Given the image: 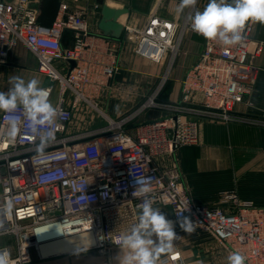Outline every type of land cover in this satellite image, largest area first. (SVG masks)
I'll return each mask as SVG.
<instances>
[{
	"label": "built area",
	"instance_id": "2783aa9c",
	"mask_svg": "<svg viewBox=\"0 0 264 264\" xmlns=\"http://www.w3.org/2000/svg\"><path fill=\"white\" fill-rule=\"evenodd\" d=\"M38 12L33 0H0V64L10 63V53L22 45L36 57L38 72L74 99L69 107L63 101L56 106L60 126L53 125L55 140L42 157L35 152L38 139L26 131L14 142L4 137L8 122L20 117L0 113V235L16 239L12 264H30L35 239L53 232L60 239L87 235L92 247L100 250L120 247L114 241L137 223L142 197L133 192L136 178L143 177L151 179L149 195L163 214L170 208L175 221L188 217L195 229L211 235L228 255L239 251L246 264H264V209L243 207L239 213H227L224 208L199 205L183 185L179 163L171 159L167 167L157 164L160 157L174 158L181 148L199 144L198 123L188 115L216 121L243 119L234 108L251 94L258 76L255 60L263 51V43L252 37V23L240 45L226 48L204 39L200 60L181 81L180 102L168 106L174 114L140 125L134 135L126 130L128 118L107 119L95 130L70 134L79 102L92 105L90 95L119 70L115 51L91 34L83 13L71 11L65 0L51 28L38 24ZM192 13L193 9L181 23L152 14L141 30L125 26L126 35H133L135 53L157 65L171 54L172 65L186 33H195L188 19ZM66 31L74 34L72 48L63 47ZM55 61H72L75 67L63 75ZM147 107L158 105L153 101L142 108ZM82 182H86L83 190L78 187ZM8 199L14 203L10 214L3 210ZM221 203L239 205L232 193L224 194ZM158 264L201 263H190L173 249Z\"/></svg>",
	"mask_w": 264,
	"mask_h": 264
},
{
	"label": "crops",
	"instance_id": "0c3cea01",
	"mask_svg": "<svg viewBox=\"0 0 264 264\" xmlns=\"http://www.w3.org/2000/svg\"><path fill=\"white\" fill-rule=\"evenodd\" d=\"M5 1L13 3L15 0ZM33 1L39 6L37 0ZM65 1L71 11L83 13L91 34L101 37L100 40L108 43V47L115 51L119 69L114 78L102 85L97 93L90 95L89 101L92 105L86 101L79 102L74 110L68 133L92 131L105 125L107 119L118 120L125 117L131 119L126 125V130L134 135L140 125L174 114L168 106L180 102L181 81L187 71L200 60L205 49L204 38L192 32L186 33L179 61L173 70L175 84L171 87V91L167 92L163 102L159 100L156 103L158 107L143 109L142 104L146 96L163 73H158V70L142 62V57L134 51L135 43L130 32L127 33L124 41L103 35L98 28L101 7L90 6L89 0ZM161 1L158 0L153 7L149 5L142 7L139 2L138 4L106 3L111 7L129 8L131 14L122 16L119 21L129 29L136 30H141L152 14L181 23L193 9L186 8L179 13L177 7L180 0H169L168 8L164 9L159 5ZM207 3L208 0H198L196 9L203 10ZM196 9H193V12ZM252 26V37L255 41L263 43V51L255 60L258 76L251 94L234 108V113L243 119L215 121L205 116L188 115L198 123L199 144L181 148L174 158L157 159V164L161 168L167 167L171 159L179 163L183 185L195 203L209 208H224L227 213H239L243 207L264 209V25L252 23ZM62 44L65 48L73 47L74 34L71 31L64 33ZM28 62H32L33 66H29ZM54 66L65 75L71 64L55 61ZM28 70L35 72L41 78L42 86L52 89L50 101L54 106L59 105L61 101L66 107L71 106L74 95L69 91L63 95L58 83L39 73L36 57L22 45L17 46L10 53V63L0 64V91L8 90L9 78L13 75L21 76L26 80L24 74ZM143 114H146L145 117ZM231 193L237 196L239 205L221 203L223 195ZM164 215L178 225L170 208L165 209ZM205 234V239L193 240L196 249L201 251L200 261L190 263L226 264L227 250L211 235ZM173 249L183 252L178 239L174 241ZM12 251L15 254V248Z\"/></svg>",
	"mask_w": 264,
	"mask_h": 264
},
{
	"label": "clouds",
	"instance_id": "9594fccd",
	"mask_svg": "<svg viewBox=\"0 0 264 264\" xmlns=\"http://www.w3.org/2000/svg\"><path fill=\"white\" fill-rule=\"evenodd\" d=\"M198 0H180L177 12L186 8L196 9ZM190 28L205 40L218 42L229 48L240 45L245 40L246 26L250 23L264 25V0H208L203 10L196 9L188 17ZM8 90L0 91V112L20 119H11L3 135L14 142L22 130L38 139L35 145L37 157L45 155V149L54 142L53 125L59 128L60 110L50 101V89L42 86L40 79L33 77L25 80L13 75L9 78ZM150 178H136L133 196L142 197L137 205V223L123 233L118 241L122 254L117 257L118 264H158L161 254L171 252L174 241L179 237L173 221L166 218L160 208L154 207L155 201ZM86 182L78 185L84 189ZM14 207L8 199L3 210L11 213ZM176 223L187 234L195 232V226L188 217L178 218ZM155 237V239H154ZM227 264H246V256L232 251L227 256ZM0 264H12L10 254L0 251Z\"/></svg>",
	"mask_w": 264,
	"mask_h": 264
},
{
	"label": "rangeland",
	"instance_id": "374dc122",
	"mask_svg": "<svg viewBox=\"0 0 264 264\" xmlns=\"http://www.w3.org/2000/svg\"><path fill=\"white\" fill-rule=\"evenodd\" d=\"M106 2H111L113 4H138L141 3L142 7L150 6L153 7L158 3V0H105ZM169 0H162L159 5L160 7L168 8ZM152 10V9H151ZM150 10V11H151ZM150 13V12H149ZM182 44L180 49L178 50V55L176 59L170 64L171 54H169L168 58L164 61L163 64L157 65L152 63L151 61L142 58V62H144L148 67L154 68L162 72L163 74L160 76V79L154 84L146 96L143 106H148V103L154 99V102L157 103L159 100L163 102V98L168 94L167 92L171 91V87L175 84L174 77V68L175 64L179 61V56L181 53ZM29 66H33L32 62H28ZM170 68V73L166 74V70ZM26 80L36 77L38 75L33 71H25ZM170 86V87H169ZM134 110V109H132ZM132 110L130 112H132ZM135 112V111H134ZM132 115V114H131ZM144 115V114H143ZM146 115V114H145ZM144 115V117H145ZM149 115V114H147ZM143 117V116H142ZM125 117L121 118L124 119ZM118 119L116 121H119ZM216 121V120H215ZM170 220V219H169ZM175 231L178 235V243L183 251V255L186 261L188 262H197L200 261L201 251L194 245L193 240H203L206 238V234L201 232V230L195 229V232L192 234L185 233L178 225H175ZM155 239V237H154ZM39 248L32 247L30 252L32 256V262L30 264H118L117 257L122 254V250L120 247L118 248H110L107 250H100L97 248H93L92 241L88 238L87 235H82L80 238H59L48 242H43L38 244ZM16 246V239L14 236L4 233L0 235V250L8 249L10 256L14 255V251H12ZM87 248V249H85Z\"/></svg>",
	"mask_w": 264,
	"mask_h": 264
},
{
	"label": "water",
	"instance_id": "95a60500",
	"mask_svg": "<svg viewBox=\"0 0 264 264\" xmlns=\"http://www.w3.org/2000/svg\"><path fill=\"white\" fill-rule=\"evenodd\" d=\"M37 1L39 2V12L37 16L38 24L44 28H51L59 15L61 0ZM89 5L101 7V19L98 24V28L103 35L105 37L124 41L126 36V27L120 23L119 20L124 15H130V9L126 7H111L105 0H89ZM70 64L72 68L75 67L74 62L71 61ZM2 173H5L4 169H2ZM169 253L170 252L161 254L158 262L167 257Z\"/></svg>",
	"mask_w": 264,
	"mask_h": 264
},
{
	"label": "bare ground",
	"instance_id": "6f19581e",
	"mask_svg": "<svg viewBox=\"0 0 264 264\" xmlns=\"http://www.w3.org/2000/svg\"><path fill=\"white\" fill-rule=\"evenodd\" d=\"M153 101H154V99H152L151 102H153ZM59 237H61V235H57L54 232L53 233H49L47 235H39V238L35 239V241H34L35 248L36 247L39 248L38 244H41L43 242L52 241V240H55L56 238H59Z\"/></svg>",
	"mask_w": 264,
	"mask_h": 264
}]
</instances>
